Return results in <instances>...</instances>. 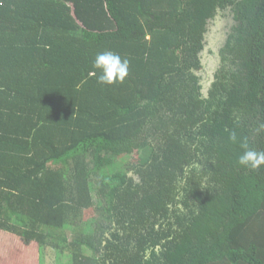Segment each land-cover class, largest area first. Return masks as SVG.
Masks as SVG:
<instances>
[{"label":"trees","instance_id":"obj_1","mask_svg":"<svg viewBox=\"0 0 264 264\" xmlns=\"http://www.w3.org/2000/svg\"><path fill=\"white\" fill-rule=\"evenodd\" d=\"M103 51L130 60L123 83H98ZM262 126L264 0H0V264L32 243L73 264H264V166L228 140L264 151Z\"/></svg>","mask_w":264,"mask_h":264},{"label":"rangeland","instance_id":"obj_2","mask_svg":"<svg viewBox=\"0 0 264 264\" xmlns=\"http://www.w3.org/2000/svg\"><path fill=\"white\" fill-rule=\"evenodd\" d=\"M234 24V19L230 11H225L224 13L218 15L216 19L211 20L209 25V32L207 34V40L205 44V49L203 51V61L205 64V69L201 73L203 76V82L205 86H208V83L213 79L214 73L218 68L220 62L219 51L224 45L228 31L231 26ZM137 154L129 156V160L135 159ZM100 217V214L97 212L95 207H91L85 211L84 219L86 220L87 226L86 230H91L94 226V220ZM68 231V230H67ZM70 232V231H68ZM71 233V232H70ZM9 233L3 232L0 230V252L7 250L9 245H12V239L14 237L11 235V240L9 239ZM72 238V234H70ZM61 252V251H60ZM63 253V252H62ZM58 249H46L45 253H41V264H73L74 259L73 255L67 252L61 254L59 258Z\"/></svg>","mask_w":264,"mask_h":264},{"label":"clouds","instance_id":"obj_3","mask_svg":"<svg viewBox=\"0 0 264 264\" xmlns=\"http://www.w3.org/2000/svg\"><path fill=\"white\" fill-rule=\"evenodd\" d=\"M93 68L99 70L97 81L101 85L123 83L129 75L130 60L122 58L115 52L103 51L96 54ZM92 74L95 75V73ZM228 140L233 144H238L242 149L237 157L239 166L252 171L259 170L264 166V151H256L250 147L247 138L241 137L235 129L230 131Z\"/></svg>","mask_w":264,"mask_h":264},{"label":"crops","instance_id":"obj_4","mask_svg":"<svg viewBox=\"0 0 264 264\" xmlns=\"http://www.w3.org/2000/svg\"><path fill=\"white\" fill-rule=\"evenodd\" d=\"M31 249H21L19 258L16 259L17 262H21L22 264H41V252L38 248V245L32 243Z\"/></svg>","mask_w":264,"mask_h":264}]
</instances>
